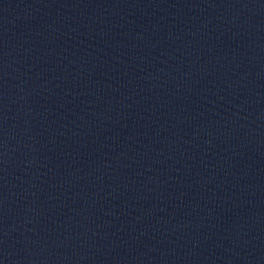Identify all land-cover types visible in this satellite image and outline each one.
I'll list each match as a JSON object with an SVG mask.
<instances>
[{
	"label": "water",
	"instance_id": "1",
	"mask_svg": "<svg viewBox=\"0 0 264 264\" xmlns=\"http://www.w3.org/2000/svg\"><path fill=\"white\" fill-rule=\"evenodd\" d=\"M0 264H264V0H0Z\"/></svg>",
	"mask_w": 264,
	"mask_h": 264
}]
</instances>
